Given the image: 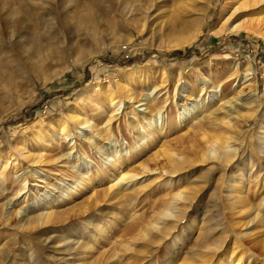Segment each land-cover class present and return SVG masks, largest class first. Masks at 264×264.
Segmentation results:
<instances>
[{
	"label": "rangeland",
	"instance_id": "rangeland-1",
	"mask_svg": "<svg viewBox=\"0 0 264 264\" xmlns=\"http://www.w3.org/2000/svg\"><path fill=\"white\" fill-rule=\"evenodd\" d=\"M235 2L0 0V264H264V25L233 29L264 9Z\"/></svg>",
	"mask_w": 264,
	"mask_h": 264
},
{
	"label": "bare ground",
	"instance_id": "bare-ground-1",
	"mask_svg": "<svg viewBox=\"0 0 264 264\" xmlns=\"http://www.w3.org/2000/svg\"><path fill=\"white\" fill-rule=\"evenodd\" d=\"M44 1H46V0H44ZM56 1V0H55ZM70 2H72L71 3V5L70 6H75V11H73L72 10V8L71 7H68V8H66L67 10H66V12H65V19H66V21L65 22H67V20L68 19H70L71 17H72V15H76V18L79 16V18L81 17L80 15L81 14H79V13H82L81 11H83V13H84V11L87 13V14H83V15H85V17H84V19H82V20H86V21H84V24H85V22H88V23H91L94 19H92V21L90 20V16L92 15V14H90L91 13V11H92V13H93V7H96V6H100L102 3H103V5H104V3H107V0L106 1H103V0H70ZM123 2H125L124 4H126V5H130L131 4V2H132V0H123ZM234 2V1H233ZM55 3V2H54ZM122 3V2H121ZM236 4H234V6L232 5V7H231V10H232V12H230V14H229V16L227 17V15H228V13H227V10L226 9H222L223 11H222V13H221V16H220V19H219V21L220 20H225L224 22H230L231 20H233V19H235V18H237V16L241 13V12H244V13H248V12H254V11H261L262 9H264L263 7L264 6H262V5H264V0H244V1H242V2H240V0H237V2H235ZM57 4V3H56ZM108 4V3H107ZM106 4V5H107ZM205 5H206V3H205ZM37 7V6H36ZM49 8V7H48ZM38 9V8H37ZM56 9V8H55ZM57 10V9H56ZM40 11V10H39ZM46 11V10H45ZM34 12H36V11H34ZM10 14H12V12L10 11L9 12ZM38 14V13H37ZM40 14V13H39ZM44 14V13H43ZM47 14V13H46ZM48 14H49V12H48ZM75 17V16H74ZM241 17V16H240ZM240 17H238L237 19H239ZM46 18V17H45ZM75 18V19H76ZM236 19V20H237ZM3 20V19H2ZM17 20V19H16ZM41 20V19H40ZM71 20V19H70ZM70 20H68L69 22H70ZM74 20V19H73ZM90 20V21H89ZM236 20H234V21H236ZM3 22V25H4V21H1V23ZM254 22H257L258 23V25H259V23H261V24H263L264 25V18H254V19H249V20H243V21H240V22H238V24H237V26H235L233 29H243V30H245V31H247V32H253V33H255L256 31L257 32H262V30L263 29H260V30H256L255 31V28L254 27H252V26H250L252 23H254ZM18 23V22H17ZM79 23H80V19H79ZM66 24V23H65ZM83 24V23H82ZM94 24V23H93ZM71 25V24H70ZM92 25V24H91ZM254 25V24H253ZM83 26V25H82ZM84 27H86L85 25H84ZM16 29V28H15ZM173 28H171V30H172ZM1 30V29H0ZM4 30H5V28H4ZM170 30V31H171ZM3 31V30H2ZM8 31V30H7ZM7 33V34H6ZM5 33V31L4 32H2V38L0 39V42L2 43L3 41H5L6 39H5V37H6V35L8 36L9 34H8V32H6ZM15 34V33H14ZM5 36V37H4ZM12 36H13V34H11V35H9V37L10 38H12ZM262 36H264V33H262ZM1 37V36H0ZM8 37V38H9ZM26 40H28V38L26 39ZM24 41V40H23ZM30 41V40H29ZM14 45V44H13ZM27 47V46H26ZM24 49V48H23ZM247 76H249V73H246V75H245V77H247ZM250 80V79H249ZM129 98V100L131 101L133 98H131V96H129L128 97ZM113 101H114V99H113ZM113 101H111V103L113 102ZM138 102H140V101H138L137 100V104H138ZM114 105V103L113 104H111V106H113ZM143 105V104H142ZM234 107V106H233ZM185 109V108H184ZM229 109H230V107H229ZM145 111V109L143 110V112ZM160 115V114H159ZM151 117V116H150ZM155 117V116H154ZM163 117V116H162ZM162 117H159L157 120L158 121H160V123L156 120V121H149V120H147L148 122V126H153L154 128L155 127H161L162 126V123H163V120H162ZM189 116L188 115H186L185 113H183V112H181L180 113V115H179V119H180V121H179V124L181 125L182 124V122H184L187 118H188ZM111 118V117H110ZM112 119V118H111ZM147 119V118H146ZM155 120V119H154ZM170 120V119H169ZM169 120H168V122H169ZM164 121H165V118H164ZM172 122V121H171ZM85 123V122H84ZM146 123V124H147ZM84 126V128H86L87 126H88V123H85V124H83ZM63 131V130H62ZM80 135H82V133L81 132H78ZM101 134V132L99 133L98 132V136ZM154 137V136H153ZM153 137H150V138H148L147 139V141H149V142H152V138ZM147 141L146 142H141V143H139V145L138 146H136V148L137 149H141V147L142 146H145L146 144H147ZM92 142V141H91ZM90 142V144H94L93 142L91 143ZM222 141L220 140V139H217V138H214L213 140H211V142L209 141V143H207V147L210 145V147H215L214 145H217V146H219L220 144H222L223 146H224V148H226V152L223 154V155H219L218 157H215V156H212V154L213 153H211V152H214V148H211V151H209V153H207V156L206 157H204V156H199L198 155V153L195 155V158H199V161H203V159H205V160H207V159H209V158H214V159H217L220 163H225V164H227V165H231L232 164V162L234 161V156L233 157H230V153L229 152H231V151H233V150H230L231 148H232V146H230L229 145V143L228 142H222ZM213 149V150H212ZM202 150V149H201ZM165 153V152H164ZM121 154V153H120ZM124 156H126L127 154H123ZM165 155V154H164ZM66 156V155H65ZM72 155H70V154H67V156L66 157H64L67 161H69V159H70V157H71ZM171 156V155H170ZM168 163H170L171 162V159H170V157H169V155H168ZM126 161V160H125ZM116 163H117V161L116 160H114V159H112V158H110V156H107V160H106V162H105V165H110V167H113L114 168V170H117V166H115L116 165ZM141 165V164H140ZM144 169H146L147 167H145V165H141ZM141 167V168H142ZM153 171H155V170H153ZM152 170H151V172H153ZM173 172H175V171H173ZM172 172V173H173ZM139 174H141V171L140 170H138V173L136 172V174H133V175H123L122 177H121V179H119L118 181H116V183H121V182H123V181H126V182H132V181H134V180H136L137 179V177L139 176ZM115 180H117L116 178H115ZM232 190H229V192H231ZM178 195H180V194H176V195H174V197H173V199L176 197V196H178ZM128 196V195H127ZM114 197H118L122 202H123V198H126V195L123 193V195L122 194H120V192L119 193H116L114 196H112V198H114ZM176 199V198H175ZM240 201V200H239ZM120 202V201H119ZM237 202V200L236 201H234L233 203H236ZM5 213H6V206H5V209H4V211H3V215H5ZM17 215H19V213H16V216ZM7 216H8V213H7ZM256 216V215H255ZM38 217L40 218V219H42V221L44 222V223H48L51 219V214H49V213H41V214H39L38 215ZM258 217V216H257ZM27 222V221H26ZM51 223V222H50Z\"/></svg>",
	"mask_w": 264,
	"mask_h": 264
}]
</instances>
